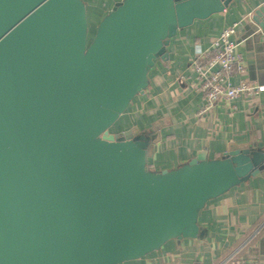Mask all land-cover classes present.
<instances>
[{"label":"water","instance_id":"95a60500","mask_svg":"<svg viewBox=\"0 0 264 264\" xmlns=\"http://www.w3.org/2000/svg\"><path fill=\"white\" fill-rule=\"evenodd\" d=\"M230 1L117 0L89 39L84 0H0V264H120L198 237L207 200L264 166L245 148L151 170L146 135L109 131L177 30Z\"/></svg>","mask_w":264,"mask_h":264},{"label":"crops","instance_id":"0c3cea01","mask_svg":"<svg viewBox=\"0 0 264 264\" xmlns=\"http://www.w3.org/2000/svg\"><path fill=\"white\" fill-rule=\"evenodd\" d=\"M117 0H84L88 34ZM264 0H231L213 13L181 29L169 39L167 58H157L148 83L109 128L129 130L149 139L147 167L174 168L199 152L216 158L233 149L264 150V90L217 99L202 115L198 80L192 65L195 48H208L220 30L237 22L235 50L245 65L243 77L264 85V36L252 17ZM263 14V13H262ZM236 83L238 76H232ZM198 237L169 239L160 248L120 264H221L230 254L264 259V166L239 184L210 198L198 214Z\"/></svg>","mask_w":264,"mask_h":264},{"label":"built area","instance_id":"2783aa9c","mask_svg":"<svg viewBox=\"0 0 264 264\" xmlns=\"http://www.w3.org/2000/svg\"><path fill=\"white\" fill-rule=\"evenodd\" d=\"M236 25L237 22H233L222 28L208 48H195L192 65L202 96V105L197 110L199 115L209 112L219 98L231 101L241 94L251 95L264 90V85H253L243 77L245 65L241 54L235 50L238 44L234 37ZM232 76H238L236 83L231 81ZM221 264H264V259L240 258L232 253Z\"/></svg>","mask_w":264,"mask_h":264},{"label":"rangeland","instance_id":"374dc122","mask_svg":"<svg viewBox=\"0 0 264 264\" xmlns=\"http://www.w3.org/2000/svg\"><path fill=\"white\" fill-rule=\"evenodd\" d=\"M91 36H92V35H91V32H90L88 38H90Z\"/></svg>","mask_w":264,"mask_h":264},{"label":"trees","instance_id":"16d2710c","mask_svg":"<svg viewBox=\"0 0 264 264\" xmlns=\"http://www.w3.org/2000/svg\"><path fill=\"white\" fill-rule=\"evenodd\" d=\"M91 35H92V34H91ZM90 38H91V37H90ZM90 38H89V39H90Z\"/></svg>","mask_w":264,"mask_h":264}]
</instances>
